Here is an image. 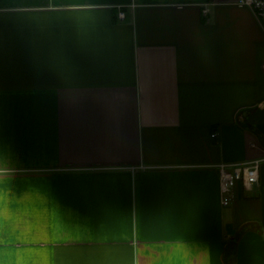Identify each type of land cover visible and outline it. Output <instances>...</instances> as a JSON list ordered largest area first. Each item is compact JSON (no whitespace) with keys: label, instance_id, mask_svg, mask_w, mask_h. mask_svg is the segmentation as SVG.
<instances>
[{"label":"crops","instance_id":"0c3cea01","mask_svg":"<svg viewBox=\"0 0 264 264\" xmlns=\"http://www.w3.org/2000/svg\"><path fill=\"white\" fill-rule=\"evenodd\" d=\"M263 68L238 0H0V264H264Z\"/></svg>","mask_w":264,"mask_h":264},{"label":"built area","instance_id":"2783aa9c","mask_svg":"<svg viewBox=\"0 0 264 264\" xmlns=\"http://www.w3.org/2000/svg\"><path fill=\"white\" fill-rule=\"evenodd\" d=\"M238 5L250 9L264 31V0H238ZM210 137L217 139L218 134L213 133ZM259 166L260 161L258 160L245 164H220L218 166L223 206L231 203L232 191L238 184L245 189H250L258 183Z\"/></svg>","mask_w":264,"mask_h":264}]
</instances>
